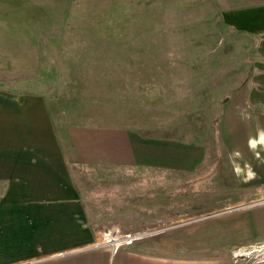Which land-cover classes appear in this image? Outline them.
I'll list each match as a JSON object with an SVG mask.
<instances>
[{
    "label": "rangeland",
    "instance_id": "obj_1",
    "mask_svg": "<svg viewBox=\"0 0 264 264\" xmlns=\"http://www.w3.org/2000/svg\"><path fill=\"white\" fill-rule=\"evenodd\" d=\"M220 9L219 0H0V99L42 98L57 128L132 130L156 165L69 166L80 220L100 241L147 234L139 240L163 238L168 254L264 264V167L250 160L248 176L236 147L246 129L218 118L250 77L252 41Z\"/></svg>",
    "mask_w": 264,
    "mask_h": 264
},
{
    "label": "crops",
    "instance_id": "obj_2",
    "mask_svg": "<svg viewBox=\"0 0 264 264\" xmlns=\"http://www.w3.org/2000/svg\"><path fill=\"white\" fill-rule=\"evenodd\" d=\"M219 6L223 24L252 41L250 77L218 117L223 121L225 113L232 131L246 129V142L236 147L246 148L251 178L253 165L264 167V0H219ZM0 100V264H233L228 257L162 252L174 247L163 238L98 246V231L80 220L69 166H156L146 163L142 143L120 126L57 128L37 96L26 95L23 106L13 96Z\"/></svg>",
    "mask_w": 264,
    "mask_h": 264
},
{
    "label": "built area",
    "instance_id": "obj_3",
    "mask_svg": "<svg viewBox=\"0 0 264 264\" xmlns=\"http://www.w3.org/2000/svg\"><path fill=\"white\" fill-rule=\"evenodd\" d=\"M111 233L114 235L113 237H112V235L110 236V231L107 233H104L105 237H107V238H102L101 241L99 242L98 246L99 245H109L112 249H115V248L119 247L120 245L131 244L132 242L141 239L143 237V235H147V234H143V235H141V234L140 235L139 234H128L125 236H121L116 231H111ZM85 249H87V248H85Z\"/></svg>",
    "mask_w": 264,
    "mask_h": 264
},
{
    "label": "bare ground",
    "instance_id": "obj_4",
    "mask_svg": "<svg viewBox=\"0 0 264 264\" xmlns=\"http://www.w3.org/2000/svg\"><path fill=\"white\" fill-rule=\"evenodd\" d=\"M161 229H162V228H161ZM111 235H112V237L114 236L112 233H110V236H111ZM110 236H109V237H110Z\"/></svg>",
    "mask_w": 264,
    "mask_h": 264
}]
</instances>
